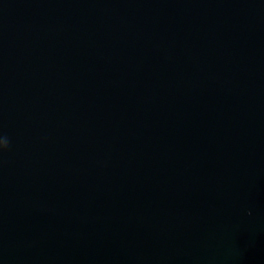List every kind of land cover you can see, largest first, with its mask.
Returning <instances> with one entry per match:
<instances>
[{
    "label": "water",
    "instance_id": "1",
    "mask_svg": "<svg viewBox=\"0 0 264 264\" xmlns=\"http://www.w3.org/2000/svg\"><path fill=\"white\" fill-rule=\"evenodd\" d=\"M0 264H264V0H0Z\"/></svg>",
    "mask_w": 264,
    "mask_h": 264
},
{
    "label": "clouds",
    "instance_id": "2",
    "mask_svg": "<svg viewBox=\"0 0 264 264\" xmlns=\"http://www.w3.org/2000/svg\"><path fill=\"white\" fill-rule=\"evenodd\" d=\"M8 147L7 139H0V151H3Z\"/></svg>",
    "mask_w": 264,
    "mask_h": 264
}]
</instances>
